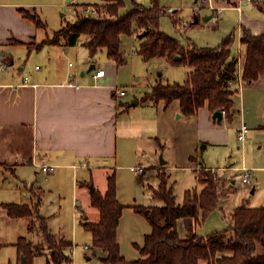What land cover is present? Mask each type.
Wrapping results in <instances>:
<instances>
[{"label":"crops","instance_id":"crops-1","mask_svg":"<svg viewBox=\"0 0 264 264\" xmlns=\"http://www.w3.org/2000/svg\"><path fill=\"white\" fill-rule=\"evenodd\" d=\"M240 3L241 0H219L218 6L227 8V5L233 4L230 6L234 8ZM32 4L25 0H0V67H3L0 69V208H3L2 204L28 205L37 208L41 214L46 188L51 186L52 190L59 192L66 186L72 192V200L83 226L87 221L97 223L100 220L99 211L91 206L92 188L105 194L108 177L115 175L117 179L118 173L134 177L138 175L142 183H145L154 171L158 172V176L164 173L169 178L168 171L181 169L193 171L201 184L199 178L202 170L219 168L215 173L222 180L223 195L218 209L223 211L226 202L230 200L226 193L230 186V190L238 192L252 184L253 171H257L256 180L259 182V172H264V162L258 160L249 165L248 158L244 160L243 165L253 169L250 183L244 184L240 178L243 172L236 175L233 173L240 166H234L232 162L230 165L217 166L212 161L215 157L213 155L198 160L197 152L198 147L203 152L209 146L221 147L225 149V154L219 150L221 161L224 159L227 162L228 155L233 152L231 149L230 153L229 149L235 132L242 142L239 139V128L243 121L249 130L256 127L264 129V74L253 83L244 81L242 89H237L234 96V118L230 123L237 118L239 125L221 132L214 129L218 120L213 118L207 106L196 115L185 116L178 101L166 106L162 101L144 102L135 98L133 102L137 103H129V92L118 83L122 65L118 66L112 61L106 68L100 64L97 61L98 53L91 56L86 46V37H81L74 46L61 39L59 43L45 44L38 48L37 45L44 40L53 38L55 32L49 35L45 31L47 24L41 18L44 28H39L21 13V10H26L36 14V7ZM242 5L241 17L238 19L240 42L244 28L255 35H264V2L254 0L243 2ZM244 7L250 8L245 10ZM82 11V15L85 14L84 7ZM220 17L222 19L223 12ZM209 20L211 16L204 17L205 22ZM195 22L196 25L200 24L199 17H195ZM229 35H225L222 41ZM241 47L244 51L242 43ZM92 65L95 68L89 71ZM99 69H104L105 75L94 79L93 73ZM188 69L183 83L192 71L189 66ZM88 72L91 74L88 75ZM157 84H151V89ZM117 88L125 89L126 96L121 97ZM185 117L188 123L177 122ZM224 121H227L225 115L219 122ZM243 142L246 143L247 138ZM166 146H169V153L166 152ZM160 152L164 159L161 156L159 161ZM41 165L55 166L56 170L46 174L41 170ZM137 167L145 168L147 176L137 173ZM10 176L16 180H9ZM48 177H51L50 181ZM201 185L199 192L204 188ZM154 189L150 187L149 191L155 200ZM257 192L258 185L253 187L251 194L256 195ZM120 194L117 184V197L126 206L125 210L128 208L138 214L134 207L143 205H138L136 199L133 203L128 201L125 204ZM151 206L155 205L147 207ZM238 206L233 207L228 216ZM261 206L264 203L249 207ZM226 208L229 210L230 205ZM42 216L49 226L50 216ZM228 216L225 214L224 217ZM201 219H180V236L186 239L197 234ZM85 232L88 234L86 242H92L91 233L87 230ZM58 238L69 240L65 236ZM74 239L69 240L73 245L68 250L69 255H72L75 246ZM84 249L90 250L91 247L86 244ZM96 250L94 248V254ZM258 253L264 254V248H260ZM202 263L208 264L204 260L199 262Z\"/></svg>","mask_w":264,"mask_h":264},{"label":"trees","instance_id":"trees-1","mask_svg":"<svg viewBox=\"0 0 264 264\" xmlns=\"http://www.w3.org/2000/svg\"><path fill=\"white\" fill-rule=\"evenodd\" d=\"M125 0H102L95 5L98 16L83 14L72 23L66 24L54 33L53 38L44 40L37 47L56 44L65 39L74 46L81 37L88 38L86 46L91 56L105 51L107 57L118 66L125 62L122 42L125 36L138 37V54L144 61L165 58L172 64L190 66L191 73L183 84H162L153 86L145 93L144 102H164L166 106L178 101L185 116H193L204 107L211 113L225 112L228 122L234 118V96L238 90L230 82L238 73L239 57L233 53L235 34L225 37L217 47L184 46L160 29V20L166 11L161 0H151L150 6L134 3L126 13L121 14ZM91 5H84L86 8ZM103 10V11H101ZM103 13L99 15V13ZM21 13L34 21L39 28L45 24L40 17L26 10ZM175 22L177 23L176 19ZM197 22L192 25H196ZM191 25V26H192ZM241 43L244 46L243 80L253 83L264 74V35H255L243 29ZM160 185L153 190L154 198L162 205L135 206L149 223L151 232L144 238L143 245L136 244L140 257L129 261L121 253L118 229L126 208L117 197L115 175L108 177L105 194L94 190L91 206L100 213L97 223L85 222L83 227L92 235V247L105 253L102 261L106 264H264V206L240 205L227 217L229 226L222 231H214L206 236L194 234L182 238L178 231L180 219L202 218L205 220L219 207L223 195L221 178L212 170H202L201 192L187 190L182 204L177 202L173 187L168 186V177L159 173ZM10 218H30L36 216L46 244L34 245L25 238L16 244L19 256L25 257V264H32L35 253L48 248L50 255L46 264H72L68 250L72 242L52 234L45 217L37 208L28 205L2 204ZM3 244L0 243V251ZM11 264V263H9ZM17 264H21V260Z\"/></svg>","mask_w":264,"mask_h":264},{"label":"rangeland","instance_id":"rangeland-1","mask_svg":"<svg viewBox=\"0 0 264 264\" xmlns=\"http://www.w3.org/2000/svg\"><path fill=\"white\" fill-rule=\"evenodd\" d=\"M25 1H28V3H34L32 5L36 7V14L46 22L47 26L45 31H47L49 35L60 30L66 24L74 22L78 14L82 15V7L84 5L95 6L102 4V0ZM213 1L215 2V5L218 6L219 0ZM259 1L264 2V0H258V2ZM134 3L150 6L151 0H125V5L120 10V13H126L133 7ZM253 4L251 6H253ZM198 5L199 3L197 0H161V6L166 13L160 20V29L167 35L178 40L184 46L193 44L200 48L217 47L222 42V38L225 35L234 33L235 45L233 53L236 57H240V53L244 52L241 47V29L240 22H238L239 17H241V12L236 8H231L230 5L233 4H229L223 11L222 19L221 17L218 18L219 24H217L212 21L213 19L208 22L204 21V17L213 15L207 8H202L198 14H194L192 8ZM244 8L245 10H248L250 7ZM169 9H172L173 12H169ZM102 14L103 13L101 12L99 13V15ZM195 17H199L200 24L191 27ZM177 18L179 21L177 20L176 23L175 19ZM184 22L187 23L186 27H184ZM137 46L138 39L135 35L125 36L123 38L122 51L124 52L125 59L128 61L120 66L121 73L118 83L120 86H124L129 92V103H132L135 98L142 99L145 93L151 90V84L154 85L159 82L166 85L175 82L183 83L185 81V77H187L185 75L186 72H188V65H171L167 63L164 58H154L148 62L144 61L137 52ZM97 61L106 68L110 62L112 63L106 53H98ZM87 74L89 75L91 72H88ZM176 117L177 116H175V118ZM237 121V118L232 123L228 121H218L214 129L225 132L229 127L239 125ZM177 122L180 124L188 123L186 117L182 120L178 119ZM262 124H264V119ZM246 138V143L243 141L240 142L237 138V133H234L232 136V146L229 149L230 153L231 149L233 152L228 155L227 162L224 159L221 161V154L219 155V150L220 153L222 150V154H225V151H223L225 149L217 146H209L207 150H204L205 152L201 151V148L198 147V160L203 156L206 159L213 155L215 157L212 161H214L217 166L230 165L232 162L234 166L238 165L241 167L233 172L234 175L242 173L241 169L246 167L243 165L246 158H248L249 165L258 160L264 162V129H258L257 127L254 129L251 128ZM166 148V152L169 153V146H166ZM161 156H163L162 152L159 154V161L161 160ZM246 168L251 171L253 170L248 166ZM217 169L219 168H215V170ZM253 172L254 176L251 181L252 184L244 186L242 189H239L238 192H234L235 189L230 190L231 186L228 188L229 190L226 193H228L230 200L228 202H223V204L225 202L227 203V205L225 203L226 206L224 211L222 209H217L205 220L201 219L197 226L198 235L206 236L214 231H222L228 228L229 221L224 217L225 214L228 216V212L231 211L233 207L241 205L242 202L249 206H256L260 203H264V172H259V182L256 180L258 174L257 171ZM152 174V177H147L149 180H145L146 182L142 183V180L138 178V175L134 177L127 173H118L116 180L121 191L120 195L122 197V202L124 201L125 204H127L128 201L133 203L136 199L138 205H161L162 203L160 201L153 199L152 194L149 191L150 187L157 189L160 185L158 172L154 171ZM168 175V186L173 187L179 204L184 202L186 190L195 189L199 192L202 188V185L196 180L193 171H185L181 169L175 171L172 170L170 172L168 171ZM145 176H147V174ZM48 178V181H50L51 177ZM9 180L16 179L10 176ZM256 185H258V192L256 195H252L251 190ZM48 187L46 188L44 207L41 215L50 216L49 226L52 230H50L52 234L57 237L65 236L66 239L69 240L74 239V237L76 238V240L74 239L75 246L72 253L74 264H106L102 261L105 253L102 250L97 249V253L94 254L92 242H86L88 234L85 232L81 224V217H79L78 209L72 200V192L66 188V186L59 192L52 190V188H50L51 186ZM229 205L230 208L228 210L226 207H229ZM91 219L93 218H90V220ZM150 231L151 228L149 223L141 214H136L128 208L125 210L120 220L118 240L121 247V253L127 260L132 261L140 257V252L136 247V243L143 245L144 237ZM21 237L32 242L34 245L42 243L46 244L36 216L32 219H10L6 210L0 208V243L3 244L0 251V264H17L19 260H21L16 245ZM86 244H89V247H91L90 250L84 249ZM49 255L50 251L48 248H45L39 253H35L32 264H46ZM88 257H90V259H88Z\"/></svg>","mask_w":264,"mask_h":264},{"label":"built area","instance_id":"built-area-1","mask_svg":"<svg viewBox=\"0 0 264 264\" xmlns=\"http://www.w3.org/2000/svg\"><path fill=\"white\" fill-rule=\"evenodd\" d=\"M253 1L254 0H241V3L238 6L234 7V8L238 9L239 11H241L243 2L250 3V2H253ZM198 3H199L198 6H195V7L192 8L193 13L194 14H198L202 10V8H207L213 14L211 16V19H213L212 21L214 23H218V18L222 14V12L224 11L225 7H219V6L215 5V2L213 0H198ZM84 11H85V14L92 15L93 17H97L98 16V11H97V9L95 7L88 6V7L84 8ZM169 12H173L172 9H169ZM183 24H184V27L187 26L186 22H184ZM239 56L240 57H239L238 73H237V76H236L235 80L230 82V84L232 85L233 88L241 90L242 89V84L244 82V80H243V64H242V61H241V59H242L241 53H240ZM0 69H3V67H0ZM104 75H105V70L104 69H99L95 73H93L94 79H98V78H100V77H102ZM116 91L121 97L126 96V94H127L126 90L123 89V88H117ZM223 115H225V112H223ZM248 130H249L248 125L243 121L241 126H240V128H239V139L241 141H245L246 140V136H247ZM40 168L46 174H50V173H52V172H54L56 170V167L55 166H51V165H41ZM241 171L243 172V174H241V176H240L242 183H244V184L250 183L251 176H252L251 170L247 169L246 167H243L241 169ZM136 172L139 173V174H146L147 173L146 169L143 168V167H137L136 168ZM212 172L215 173V170H212ZM73 251H74V247L72 248V253H73ZM72 258H73V256H72ZM72 264H74V259H73V263Z\"/></svg>","mask_w":264,"mask_h":264},{"label":"water","instance_id":"water-1","mask_svg":"<svg viewBox=\"0 0 264 264\" xmlns=\"http://www.w3.org/2000/svg\"><path fill=\"white\" fill-rule=\"evenodd\" d=\"M95 68V65H92L91 68L89 69V71H91L92 69ZM138 101H135L132 103V105H134L135 103H137ZM213 118L214 119H217L218 121H222L223 120V112L221 111H217L213 114ZM163 163V162H162ZM92 191H94V189L92 188ZM26 263V260H25V257H21V264H25Z\"/></svg>","mask_w":264,"mask_h":264}]
</instances>
